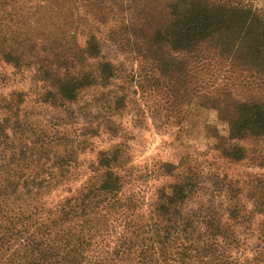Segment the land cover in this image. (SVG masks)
<instances>
[{
  "label": "trees",
  "instance_id": "1",
  "mask_svg": "<svg viewBox=\"0 0 264 264\" xmlns=\"http://www.w3.org/2000/svg\"><path fill=\"white\" fill-rule=\"evenodd\" d=\"M215 1L0 0V63L41 83L37 100L59 115L116 78L106 42L150 68L152 86L161 74L166 89L183 65L194 79L218 54H229L231 77L248 64L264 73V19ZM220 95L209 105L228 123L221 153L263 172L201 183L198 171L180 176L167 162L176 180L148 203L122 165L121 144L97 152L80 182L90 143L82 136L94 128L72 136L62 119L32 118L27 92L0 93V264H264V98Z\"/></svg>",
  "mask_w": 264,
  "mask_h": 264
},
{
  "label": "rangeland",
  "instance_id": "2",
  "mask_svg": "<svg viewBox=\"0 0 264 264\" xmlns=\"http://www.w3.org/2000/svg\"><path fill=\"white\" fill-rule=\"evenodd\" d=\"M215 2L252 9L264 19V0ZM103 53L116 66L117 76L106 88L92 89L78 103L72 104V115H59L48 105H40L37 94L42 91V84L31 79L29 73L23 76L16 73L12 66L0 63V74L6 76L0 85V93L27 92L26 107L33 112L32 118L44 123H59L58 120L62 119L69 124L67 130L72 136L86 134L83 128H94L89 130L91 137L82 136V139L88 137L90 143L80 155V182L89 177V167L96 162L97 152L116 144H121L126 152L122 165L143 190L148 203L156 197L160 186L176 180L164 169L167 162L178 166L175 173H181L180 176L190 170L198 171L201 183L213 180L214 173L248 181L251 174L263 172L253 167L251 161L235 162L221 153L220 142L223 139L227 141L229 127L224 115L209 105L214 104L211 103L212 98L220 94L222 99L229 94L240 99H250L251 96L264 98L263 71L248 64L245 68L240 66L241 69H235L243 76L235 74L231 77L227 71L230 69L229 54L222 57L218 54L215 61H208L197 69L194 79L186 80L183 65L179 74L171 76L174 87L166 89L161 74H156L161 78L160 86H152L146 81L151 70L141 67L132 53L119 50L111 42H106ZM172 55L183 61L186 57L184 53ZM194 81H197L198 96L192 98L188 94L190 88L195 87ZM206 91L212 92L208 98H205ZM214 180L218 181L216 177ZM207 194L210 192L205 193V200L211 197ZM216 200L218 202L223 198ZM196 205L197 200L193 203V206Z\"/></svg>",
  "mask_w": 264,
  "mask_h": 264
}]
</instances>
